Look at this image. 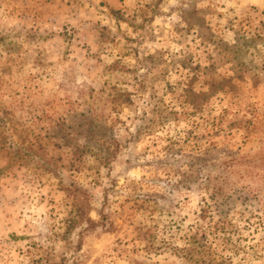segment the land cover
<instances>
[{
    "label": "rangeland",
    "instance_id": "374dc122",
    "mask_svg": "<svg viewBox=\"0 0 264 264\" xmlns=\"http://www.w3.org/2000/svg\"><path fill=\"white\" fill-rule=\"evenodd\" d=\"M198 229L264 264V0H0V264H188Z\"/></svg>",
    "mask_w": 264,
    "mask_h": 264
},
{
    "label": "trees",
    "instance_id": "16d2710c",
    "mask_svg": "<svg viewBox=\"0 0 264 264\" xmlns=\"http://www.w3.org/2000/svg\"><path fill=\"white\" fill-rule=\"evenodd\" d=\"M221 203L222 202H216L213 205L207 204L202 208L200 216L203 219H209L211 227H218L221 222L225 223L223 219L221 220L222 213H224V210L221 208ZM205 232L206 231L198 229L196 233L192 234L190 244L185 250V253L182 251V256L188 261V264H225L224 261L220 260L218 255L215 254L216 250L213 248L212 244H208V239L205 238L207 236ZM223 242H231L233 245L230 236L225 235L223 237Z\"/></svg>",
    "mask_w": 264,
    "mask_h": 264
}]
</instances>
